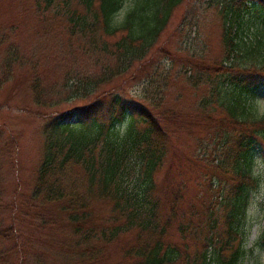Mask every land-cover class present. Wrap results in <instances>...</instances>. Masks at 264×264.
<instances>
[{
  "label": "trees",
  "instance_id": "1",
  "mask_svg": "<svg viewBox=\"0 0 264 264\" xmlns=\"http://www.w3.org/2000/svg\"><path fill=\"white\" fill-rule=\"evenodd\" d=\"M190 1L35 0L39 13L53 11L54 16H63L66 47L73 52L79 46L84 65L69 68L48 90L36 75L31 82L34 104L41 108L81 103L62 113L47 114L48 122L41 130L42 156L28 200L33 207H54L63 217L57 223L45 215L39 225L65 230V239L59 243L61 264H261L249 253L264 246V230L252 248L246 249L240 222L256 182L252 172L256 152L264 151V117L247 112L239 98L223 99L218 86L210 84L208 97L219 103L231 119L226 126L232 129L222 133L211 160L220 179L208 174L206 204L201 209L193 203L183 207L184 187L174 186L165 176L161 183L156 180L168 157L160 108L170 72L156 67L135 97L114 86L151 60L182 5L183 28L199 25L201 14ZM246 3L264 10V0H230L223 9L227 59L236 47L234 21ZM5 39L0 38V46ZM8 48L6 60L22 62L18 50ZM230 69L214 65L205 71L222 76ZM122 125L125 128L119 134ZM201 158L198 163L210 165ZM98 207L105 210L102 226L94 223ZM9 209L0 202V264H9L11 256L26 264L28 255L19 241L20 232L4 214ZM115 248L118 256L108 262ZM32 263L41 261L33 257Z\"/></svg>",
  "mask_w": 264,
  "mask_h": 264
},
{
  "label": "rangeland",
  "instance_id": "2",
  "mask_svg": "<svg viewBox=\"0 0 264 264\" xmlns=\"http://www.w3.org/2000/svg\"><path fill=\"white\" fill-rule=\"evenodd\" d=\"M229 2L191 0L190 5L201 14L199 25L194 28H183L185 6L182 5L161 35L151 60L141 71L132 73L133 77L126 75L114 84L116 91L135 97L141 94L147 85V75L156 67L170 72L160 108L161 124L167 133L168 157L156 180L161 183L165 176L174 186L182 185L186 198L183 207L193 203L201 209L206 204L209 176H218L213 172L211 160L220 147L222 133L232 129L226 126L231 119L215 99L208 97L210 84L218 86L223 99L239 98L245 102L247 112L264 117V10L254 3L242 7L233 25L236 47L227 59L223 9ZM65 26L63 16H54L53 11L39 13L35 0H0V38H6L0 46V202L3 208H10L4 214L13 219L20 232L19 241L28 255L26 264H33V257L39 258L41 264L62 262L59 243L65 239V230L39 225L45 215L57 223L63 217L54 207H33L28 200L42 156L41 130L48 122L47 114L62 113L81 104L68 101L52 109L41 108L34 104L31 90L35 75L48 90L59 83L69 68L84 67L79 46L73 52L66 47ZM9 46L18 50L22 62H15V58L11 63L6 60ZM61 65L64 70L60 69ZM214 65L230 66V73L209 75L205 69ZM124 128L125 125L120 126L118 133L122 134ZM256 153L252 164L256 182L249 191V203L240 222L246 249L252 248L264 230V151ZM198 156L210 165L198 163ZM212 182L217 184L215 180ZM97 209L94 223L102 226L105 210ZM12 244L13 240L6 243V250ZM117 256L115 248L108 262ZM249 256L264 264V246L253 248ZM7 260L9 264H20L17 256Z\"/></svg>",
  "mask_w": 264,
  "mask_h": 264
}]
</instances>
